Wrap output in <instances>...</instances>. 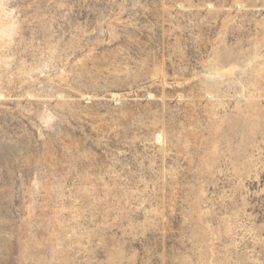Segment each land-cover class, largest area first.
Returning <instances> with one entry per match:
<instances>
[{"label": "rangeland", "instance_id": "obj_1", "mask_svg": "<svg viewBox=\"0 0 264 264\" xmlns=\"http://www.w3.org/2000/svg\"><path fill=\"white\" fill-rule=\"evenodd\" d=\"M0 264H264V0H0Z\"/></svg>", "mask_w": 264, "mask_h": 264}]
</instances>
